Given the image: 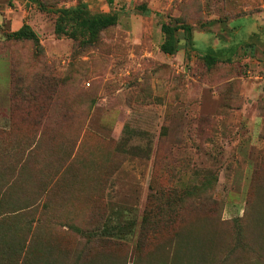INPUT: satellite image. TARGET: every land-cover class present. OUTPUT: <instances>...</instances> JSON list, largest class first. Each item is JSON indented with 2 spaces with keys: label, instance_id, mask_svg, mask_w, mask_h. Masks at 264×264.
I'll return each instance as SVG.
<instances>
[{
  "label": "rangeland",
  "instance_id": "1",
  "mask_svg": "<svg viewBox=\"0 0 264 264\" xmlns=\"http://www.w3.org/2000/svg\"><path fill=\"white\" fill-rule=\"evenodd\" d=\"M0 255L264 264V0H0Z\"/></svg>",
  "mask_w": 264,
  "mask_h": 264
},
{
  "label": "trees",
  "instance_id": "2",
  "mask_svg": "<svg viewBox=\"0 0 264 264\" xmlns=\"http://www.w3.org/2000/svg\"><path fill=\"white\" fill-rule=\"evenodd\" d=\"M144 10V7L141 8ZM59 14L56 18L54 25V33H61V20L62 15H70L76 21L78 34H70L71 38H80L82 44L90 45L92 44L100 31L113 26L115 24V16L113 14L107 15H87L83 10H72V9H58ZM181 30L183 34L188 38L190 33V27L185 24L177 23L174 26H169L162 24L160 26V31L164 36V41L160 45L161 52L165 54H170L172 51V34L175 31ZM9 38L12 40H27L31 41L37 45V38L34 33L29 29L27 25H22L16 31L9 34ZM211 61V59H208ZM0 264H17V261L12 257H5L0 255Z\"/></svg>",
  "mask_w": 264,
  "mask_h": 264
}]
</instances>
